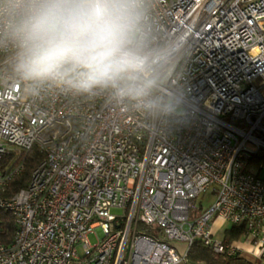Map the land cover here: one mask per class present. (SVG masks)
Here are the masks:
<instances>
[{
  "label": "built area",
  "instance_id": "2783aa9c",
  "mask_svg": "<svg viewBox=\"0 0 264 264\" xmlns=\"http://www.w3.org/2000/svg\"><path fill=\"white\" fill-rule=\"evenodd\" d=\"M21 8L0 0V211L17 226L0 264H182L195 240L264 260V176L245 169L264 151V0H141L145 66L123 94L77 88L71 64L24 79ZM34 146L44 159L4 196L20 171L6 158ZM215 218L242 241L215 238Z\"/></svg>",
  "mask_w": 264,
  "mask_h": 264
},
{
  "label": "clouds",
  "instance_id": "9594fccd",
  "mask_svg": "<svg viewBox=\"0 0 264 264\" xmlns=\"http://www.w3.org/2000/svg\"><path fill=\"white\" fill-rule=\"evenodd\" d=\"M19 33L24 79L57 78L66 64L80 69L83 91L113 87L144 69L131 46L141 0H21Z\"/></svg>",
  "mask_w": 264,
  "mask_h": 264
},
{
  "label": "trees",
  "instance_id": "16d2710c",
  "mask_svg": "<svg viewBox=\"0 0 264 264\" xmlns=\"http://www.w3.org/2000/svg\"><path fill=\"white\" fill-rule=\"evenodd\" d=\"M14 159L15 165L20 166V171L16 174L5 189L4 196L10 197L19 190L27 187L32 171L44 159L43 151L34 146L29 150L21 151L9 155L6 160ZM250 167L256 169V176H264V151H258L247 161L246 170ZM190 214L198 213L202 207L191 201ZM16 222L12 215L0 211V242L9 243L16 230ZM139 234L155 238L156 235L151 228L144 225L137 226ZM244 233V228L231 226L224 230L223 239L225 242H232ZM184 264H264V260L253 259L246 254L235 253L233 255L217 254L212 252L208 247L202 245L201 241L195 240L188 248Z\"/></svg>",
  "mask_w": 264,
  "mask_h": 264
},
{
  "label": "rangeland",
  "instance_id": "374dc122",
  "mask_svg": "<svg viewBox=\"0 0 264 264\" xmlns=\"http://www.w3.org/2000/svg\"><path fill=\"white\" fill-rule=\"evenodd\" d=\"M211 200H212V196L209 193H207V194L201 196L200 199L196 200L195 202H196L197 205L201 204V207H203L205 209V208H207L209 206ZM111 214L120 215L121 212H119L116 209H112L111 210ZM229 227H231V225L229 223L223 222L219 218H215L212 221V230L214 232L215 238H217V239L222 238L224 230L229 228ZM98 235H100L99 232L96 235H95V233H93V234H89L87 236L88 241L90 242V244H94L96 242V237H98ZM241 240H242V236H241ZM176 246L178 248H181L182 245L181 244H176ZM182 264H184V263H182Z\"/></svg>",
  "mask_w": 264,
  "mask_h": 264
},
{
  "label": "crops",
  "instance_id": "0c3cea01",
  "mask_svg": "<svg viewBox=\"0 0 264 264\" xmlns=\"http://www.w3.org/2000/svg\"><path fill=\"white\" fill-rule=\"evenodd\" d=\"M237 240H238V239H237ZM238 241H240V242L242 241L240 237H239V240H238ZM238 241H237L236 243H240V242H238ZM240 244H242V243H240Z\"/></svg>",
  "mask_w": 264,
  "mask_h": 264
}]
</instances>
